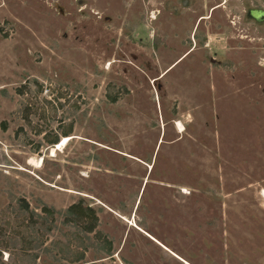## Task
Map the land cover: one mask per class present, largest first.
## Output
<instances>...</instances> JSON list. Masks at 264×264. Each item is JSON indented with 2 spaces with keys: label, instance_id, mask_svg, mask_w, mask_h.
<instances>
[{
  "label": "rangeland",
  "instance_id": "obj_1",
  "mask_svg": "<svg viewBox=\"0 0 264 264\" xmlns=\"http://www.w3.org/2000/svg\"><path fill=\"white\" fill-rule=\"evenodd\" d=\"M0 252L264 264V0H0Z\"/></svg>",
  "mask_w": 264,
  "mask_h": 264
},
{
  "label": "trees",
  "instance_id": "obj_2",
  "mask_svg": "<svg viewBox=\"0 0 264 264\" xmlns=\"http://www.w3.org/2000/svg\"><path fill=\"white\" fill-rule=\"evenodd\" d=\"M109 96V99L111 101V103H117L118 102V97H112L110 95V93L107 94ZM67 137V136H65ZM51 144H55V145H58L59 144V141L58 140H55L54 142H52ZM25 205V209L28 210V205L26 203H24ZM44 212H46L47 214H50L52 216L53 212L52 210L50 209H47V208H44ZM77 215L79 217H82V218H85L87 220H90L92 222H94V225H92L89 229H88V233L92 234L95 230H96V224L98 223V217H97V213L96 211L93 209V208H89L88 206H85L84 203H78V204H75V205H72L68 210H67V215L68 216H73V215ZM98 235V234H97ZM106 251L111 254L112 250H113V245L112 243H108L107 244V247L105 248ZM3 257V254L0 252V258ZM30 257L33 259V260H38L39 259V256L36 254H32L30 255ZM78 260H83L84 259V255L81 254L79 257ZM5 264V263H3Z\"/></svg>",
  "mask_w": 264,
  "mask_h": 264
},
{
  "label": "bare ground",
  "instance_id": "obj_3",
  "mask_svg": "<svg viewBox=\"0 0 264 264\" xmlns=\"http://www.w3.org/2000/svg\"><path fill=\"white\" fill-rule=\"evenodd\" d=\"M179 126V129L181 131H183V124L182 123H179L178 124ZM180 131V132H181ZM70 138L69 137H65L63 138V140L58 144V148L56 149V151H61L62 149L66 148V146L68 145V142H69ZM55 152V151H54ZM53 152V153H54Z\"/></svg>",
  "mask_w": 264,
  "mask_h": 264
},
{
  "label": "water",
  "instance_id": "obj_4",
  "mask_svg": "<svg viewBox=\"0 0 264 264\" xmlns=\"http://www.w3.org/2000/svg\"><path fill=\"white\" fill-rule=\"evenodd\" d=\"M89 208H91V207H89Z\"/></svg>",
  "mask_w": 264,
  "mask_h": 264
}]
</instances>
